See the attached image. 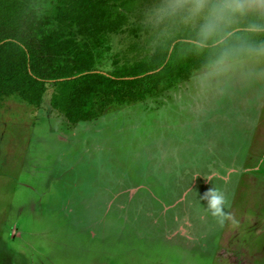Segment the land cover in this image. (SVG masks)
I'll use <instances>...</instances> for the list:
<instances>
[{"label":"rangeland","instance_id":"obj_1","mask_svg":"<svg viewBox=\"0 0 264 264\" xmlns=\"http://www.w3.org/2000/svg\"><path fill=\"white\" fill-rule=\"evenodd\" d=\"M159 2L130 0L96 69L181 36L149 23ZM53 93L0 108V264H264V60L203 67L76 125ZM213 188L223 223L200 199Z\"/></svg>","mask_w":264,"mask_h":264},{"label":"trees","instance_id":"obj_2","mask_svg":"<svg viewBox=\"0 0 264 264\" xmlns=\"http://www.w3.org/2000/svg\"><path fill=\"white\" fill-rule=\"evenodd\" d=\"M129 3L0 0V108L14 95L39 106L50 85L52 108L76 125L98 119L115 102L142 101L207 67L205 55L178 36L112 74L96 69L107 37L128 25Z\"/></svg>","mask_w":264,"mask_h":264},{"label":"clouds","instance_id":"obj_3","mask_svg":"<svg viewBox=\"0 0 264 264\" xmlns=\"http://www.w3.org/2000/svg\"><path fill=\"white\" fill-rule=\"evenodd\" d=\"M149 23L161 27L162 35H181L189 50L204 54L209 75L243 61L264 60V0H160ZM200 199L206 201V211L223 223L224 194L213 188Z\"/></svg>","mask_w":264,"mask_h":264},{"label":"crops","instance_id":"obj_4","mask_svg":"<svg viewBox=\"0 0 264 264\" xmlns=\"http://www.w3.org/2000/svg\"><path fill=\"white\" fill-rule=\"evenodd\" d=\"M90 122V121H89Z\"/></svg>","mask_w":264,"mask_h":264}]
</instances>
